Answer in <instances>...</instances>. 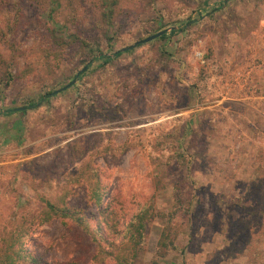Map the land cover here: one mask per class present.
<instances>
[{
	"label": "rangeland",
	"instance_id": "rangeland-1",
	"mask_svg": "<svg viewBox=\"0 0 264 264\" xmlns=\"http://www.w3.org/2000/svg\"><path fill=\"white\" fill-rule=\"evenodd\" d=\"M93 173L120 225L155 195L134 264H264V215L244 211L264 186V0H0V254L18 238L23 264H115L38 224L44 200L100 219Z\"/></svg>",
	"mask_w": 264,
	"mask_h": 264
},
{
	"label": "trees",
	"instance_id": "trees-1",
	"mask_svg": "<svg viewBox=\"0 0 264 264\" xmlns=\"http://www.w3.org/2000/svg\"><path fill=\"white\" fill-rule=\"evenodd\" d=\"M51 1L53 3L58 2V0ZM162 38H164V36L159 37V39ZM120 54L121 51H118L114 54V56L118 57ZM109 60L110 59L108 58L107 61ZM50 94H47V96ZM13 112L15 111L6 110L3 112V114L10 115ZM181 157L182 156L179 158ZM261 189H263L264 197V186L262 187L260 185H255L252 188L251 197L254 199L253 203L255 204L254 206H251L249 203L248 207H244L245 213H247L249 216L258 215L259 213L264 215V200H262L258 195V192ZM107 194V186L102 185L98 174L95 173L90 178L87 197L96 208L101 209L104 205L102 213L105 214L99 216L100 219L92 224L93 216H87L80 209L66 205L64 199H61L62 207L60 208L56 207L51 202L44 200L45 210L40 215L38 224L48 223L56 220L59 221L63 227H71V225H76L77 227L84 230L91 237L92 242L96 245V258H110L113 260V262H115V264H134L142 252V245L144 244V239L148 231V225L151 223L153 218L158 216L164 217V215L155 211V195L153 194L142 205H139L135 212L127 217L123 216L124 223L120 225V217H118V212L115 210L112 201L105 202L104 204ZM260 203H262L261 208ZM183 204L184 201L180 200L178 196H176V208L171 214L168 215L165 221V226L157 242V252L161 258L164 256L165 252L176 249L173 241L171 240L170 226H172L173 218L180 212ZM244 227V229L248 231V227L246 225H244ZM241 231L243 232L242 229ZM242 239H245V237H242ZM242 241L245 245H247L248 248V241ZM230 249L232 251L237 249L236 244L232 242ZM2 250L3 252L0 254V264H20V262L23 264L22 262L24 256L22 255L21 244L18 242V238L12 239L10 245ZM239 251L241 250L239 249ZM29 259L31 264H48L46 262L43 263L41 261H37L33 257H30Z\"/></svg>",
	"mask_w": 264,
	"mask_h": 264
},
{
	"label": "water",
	"instance_id": "water-1",
	"mask_svg": "<svg viewBox=\"0 0 264 264\" xmlns=\"http://www.w3.org/2000/svg\"><path fill=\"white\" fill-rule=\"evenodd\" d=\"M228 0H224V3H226ZM165 33V31H161V32H157L156 34L152 35V36H149L143 40H141L139 43L140 44H146V43H149L155 39H158L159 37L163 36ZM137 44H135L134 46H136ZM122 52L125 51V49H122L121 50ZM79 73H77L75 75V77H78ZM75 83V80H72L70 83H68L67 85L63 86L62 88L58 89V90H55L53 91L50 95L54 94H59L61 93L62 91L66 90L67 88H69L71 85H73ZM26 108H18V109H15L14 111H24Z\"/></svg>",
	"mask_w": 264,
	"mask_h": 264
},
{
	"label": "built area",
	"instance_id": "built-area-1",
	"mask_svg": "<svg viewBox=\"0 0 264 264\" xmlns=\"http://www.w3.org/2000/svg\"><path fill=\"white\" fill-rule=\"evenodd\" d=\"M195 58L200 62L201 66L206 65V60L204 59V55L200 51L195 52Z\"/></svg>",
	"mask_w": 264,
	"mask_h": 264
}]
</instances>
